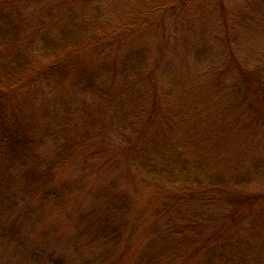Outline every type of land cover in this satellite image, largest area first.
<instances>
[{
  "label": "rangeland",
  "instance_id": "obj_1",
  "mask_svg": "<svg viewBox=\"0 0 264 264\" xmlns=\"http://www.w3.org/2000/svg\"><path fill=\"white\" fill-rule=\"evenodd\" d=\"M0 9L8 12L7 19L0 17L3 29H16L21 47L28 37L40 45L54 24H73L71 33L82 37L57 91L43 84L36 94L17 93L8 101L34 130L41 171L59 150L68 154L74 149L71 139L87 145L81 153L76 148L70 163L51 169L57 190L50 197L46 186L42 190L40 182L23 176V168L0 156V264H133L146 254L154 201L162 193L151 174L128 170L122 152L152 101V68L162 120L174 126L177 139L190 137L188 151L202 155L207 170L219 167L233 181L259 169L244 187L264 196V96H259L260 89L264 93V0H0ZM125 58L143 66L125 70V77ZM50 63L36 54L21 77ZM86 66H97L91 75L109 89L106 96L82 90L78 78ZM129 113L141 117L118 124ZM110 191L126 195L131 204L128 214H118L123 241L116 248L95 239L84 218L100 209ZM140 211L145 214L134 224ZM220 219L206 225L202 235ZM262 232L258 245L264 251V227ZM248 260L264 264V252ZM205 263L196 255L185 262L178 256L160 262Z\"/></svg>",
  "mask_w": 264,
  "mask_h": 264
},
{
  "label": "trees",
  "instance_id": "obj_2",
  "mask_svg": "<svg viewBox=\"0 0 264 264\" xmlns=\"http://www.w3.org/2000/svg\"><path fill=\"white\" fill-rule=\"evenodd\" d=\"M0 17L7 19L6 9H0ZM3 19H0V156L8 158L14 166L23 168V176L40 182L42 190L46 186L45 195L50 197L49 195L57 190L52 185L53 180H50L51 169L70 163L78 154L76 148L78 147L81 153L87 145L79 146L83 142L81 139H78L79 142L76 138L71 139L69 147L74 146V149L68 154L59 150L57 156L46 160V168L41 171V159L35 150L34 130L21 116L15 115L16 104L9 103L8 98L17 93L25 96L36 94L43 84H47L52 91H57L73 65L72 50L77 49L76 45L82 37L75 31L71 33L73 24H54L48 26L43 33L40 45L34 43L33 37H28L25 47H21L16 44L19 37L16 29L12 30L9 26L3 29ZM77 27L82 28L79 25ZM38 52L42 53L45 59H51L52 63L39 68L35 75L31 73L22 78L21 75L28 72L30 63ZM234 60L237 65L242 64L240 58ZM134 62L132 59H124L122 65L125 77H129L126 72L129 69V72L133 69L137 72L143 66L141 61L139 66L138 63L135 64L137 69ZM243 65L239 66L242 70ZM111 66L116 69L118 65ZM96 67L91 70L87 66L83 67L78 79L83 85V91L106 96L109 89L91 75ZM153 71L154 68L148 73L154 88L152 101L149 102L143 123L135 135L125 141L127 144L122 152L128 170L138 174H151L162 193L156 196L154 201L151 213L154 221L147 230V237L150 236L146 243L147 252L133 264H160L175 256L185 262L195 255L198 256V262L205 258V264H247L250 255L255 257L264 252L258 245L263 236L264 196L248 193L244 187L251 183L260 170L246 173L242 181L228 179L220 174L219 167H215L214 172L207 170L208 161L196 151L194 154L188 151L190 137L177 139L174 126L162 120V117L166 118L163 112L161 113L162 103L158 84L156 85L151 75ZM259 92V96H264L262 89ZM131 93L134 92L130 89L128 94ZM249 109H252L250 104ZM132 117L139 119L141 114L135 116L129 113L123 118L119 117L118 124H122L124 120L129 122ZM105 143L102 145L108 144ZM262 162L260 159L255 164ZM97 207L100 209L86 213L85 227L93 232L95 239L116 248L123 241L121 226L116 222L118 214H128L131 204L126 195L119 191H110L104 196L102 205ZM144 214L145 211H140L134 224L141 222ZM219 216L222 223L212 228L204 237L203 229ZM190 232L192 237L189 236ZM230 232L228 240L216 241ZM214 254H217L216 261ZM124 256L125 252L118 259ZM116 261L112 264H116Z\"/></svg>",
  "mask_w": 264,
  "mask_h": 264
}]
</instances>
